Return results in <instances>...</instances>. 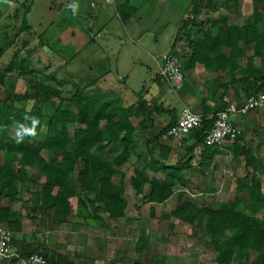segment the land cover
Segmentation results:
<instances>
[{"label": "trees", "instance_id": "16d2710c", "mask_svg": "<svg viewBox=\"0 0 264 264\" xmlns=\"http://www.w3.org/2000/svg\"><path fill=\"white\" fill-rule=\"evenodd\" d=\"M210 1L205 0L206 3ZM240 1L242 0H223L222 6L228 11H234ZM252 2L255 5L254 20L248 26L227 25L225 15L213 21L206 19L209 28L204 30L199 27L196 31L199 35L189 39L190 52L186 55L187 58L185 57L184 67L201 62L207 67L212 64L219 69L224 68L222 49L226 46L231 48L226 63L230 68L236 67V58L243 54V50L235 45V41L240 38L245 39L246 42H253L254 54H261L263 58L264 31L260 32L257 29V15L264 14V0H252ZM127 9L132 11V8H122L121 5L117 8L122 21H125L130 14V11L127 13ZM197 14L194 11L192 18L186 17L181 20L175 42L181 31L189 26L191 27L188 31L191 33V28L197 21ZM22 24L21 29L28 28L24 17ZM214 25L217 26L215 35L210 30ZM200 29L203 30L199 31ZM248 31L252 32L249 38L246 35ZM6 48L0 45V57ZM173 53L178 54L175 50ZM246 73L247 75L242 78L244 82L241 83L247 96L260 90L264 91V73L253 65L251 59H248ZM4 77L5 71L0 69V85L3 84ZM25 96L35 102L40 99L46 102L56 98L59 103L66 102L70 107H57L51 113L43 139H33L25 134L23 141L17 144L15 140L16 132L20 130L19 126L21 124L26 128L31 126V121L26 120V116L38 118L40 123L36 132L41 130L43 119L41 106L32 103L26 108L24 105L12 103L6 97L0 98V158L2 159L0 161V226L9 229L12 234L21 230L23 216L12 207L14 200H20L16 196V181L23 178V173L27 174V171L33 168L44 177L39 188L41 202L35 207V209L38 207L39 213L44 214L47 209L52 208V214L57 221L64 222L71 213L69 199L76 195L81 196L84 192L93 215L102 210L108 217L124 216L126 207V200L123 197L124 174L118 170V167L129 160L132 152L135 127L131 117L141 118L140 125L144 128L153 122L150 118L151 110L146 108L145 100L139 99L136 105L122 106L112 99L100 100L87 96L80 88H76L69 96H64L59 88L41 82H35L32 93H25ZM221 101L222 107L215 110L204 105L200 126L181 139L183 142L189 140L192 144L185 148L182 156L174 163L165 162L158 155H154L151 146L161 138H168L166 132L177 119L174 120L175 112L167 109L171 114L169 124L147 141L148 158L144 160L141 169L135 170L136 174L132 179L137 193H143L145 185H148L147 202H162L172 195L176 183L184 185L188 182L184 171L191 166L192 153L196 148L203 149V156L198 162L202 165L211 163L212 148L216 146H206L204 137L212 126L215 113L226 107L223 97ZM69 126H72V134L69 133ZM241 138L242 136L238 135L232 140V155L243 156L246 164L254 171L252 174L236 178V193L233 198L221 203L217 208H205L196 205L190 199H183L184 192L180 191L177 193L179 204L170 212L208 238L209 243L213 245L214 260L217 264H230L236 255L241 256L238 264H264V218L257 216V213L264 208V192L259 177L254 173L263 164L256 159L250 148L239 145ZM15 155H18L16 170L12 163ZM146 170L160 176L149 178L145 173ZM116 174H120L118 182L112 180ZM89 192H93L92 197H88ZM5 198L9 202L2 205L1 200ZM84 203V199L78 197V204L84 205ZM145 244L146 240L138 239L137 249L141 250ZM31 245L25 243L22 249L18 247L14 252L19 256H25L38 251L46 258L48 264H55L45 247L40 248L39 245L32 248ZM250 251H254L256 257L248 262ZM15 259L12 257L0 264H13ZM134 264L143 263L138 259Z\"/></svg>", "mask_w": 264, "mask_h": 264}, {"label": "rangeland", "instance_id": "374dc122", "mask_svg": "<svg viewBox=\"0 0 264 264\" xmlns=\"http://www.w3.org/2000/svg\"><path fill=\"white\" fill-rule=\"evenodd\" d=\"M120 1L123 0H114V3ZM156 1L160 6L154 5L155 0H147L124 26L114 13V3L109 4L107 0H32L26 15L29 28L21 29V12L8 11L10 0H0V45L7 47L0 57V69L5 71L4 82L0 85V98L6 97L12 103L24 105L26 108L32 103L41 106L42 128L33 139L44 138L48 118L57 107H70L66 102L59 103L56 98L46 102L42 99L36 102L28 99L25 93H32L35 82L57 87L64 96H69L76 88H80L90 97L100 100L112 99L123 106L132 104L137 99L138 91L143 88V96L155 93L157 83L154 76L158 68L155 59L161 58L162 53L170 50L180 18H192L194 11L198 13L191 33L188 31L181 34L175 45L184 69L189 39L197 37L199 33L196 31L199 27L209 28L206 19H216L222 13H228L222 6L223 0H211L209 3L197 0L195 4L194 0H164L166 3ZM248 1L250 0L246 1L242 13L249 18L246 13H249L254 5L250 6L251 2ZM71 5L78 6L75 13ZM7 12H10L9 15L4 16ZM148 23L150 27L147 26ZM42 43H45L44 46ZM168 92L173 95L174 89L168 87ZM190 108L193 109L192 106ZM244 120L243 123L247 124L248 119ZM69 133L72 134V126H69ZM241 134L244 135L240 129L239 135ZM139 142L142 144L144 140ZM261 145L260 138H253L248 148L263 164L254 173L259 177L264 192V149ZM180 152L183 151H179V154ZM17 157L18 155H15L12 159L15 170ZM198 161V158L191 159V163L195 165L184 171L191 178L189 186L177 184L175 188L188 187L193 196L185 194L182 198L190 199L205 208H217L221 203L232 199L236 193V178L252 174L254 171L246 164L243 156L217 155L215 161L207 165ZM202 171L207 174L205 177L198 175ZM22 177L16 181L15 187L16 196L20 200H14L12 207L23 216L24 220L21 218V222L24 221L31 241L32 216L39 214L38 207H35L41 202L39 188L44 177L36 168L28 170L27 174L23 173ZM114 181H118L116 175ZM194 191L202 193L197 195ZM88 194L93 195V192ZM127 196L130 198L127 215L136 217V223H133L136 233H130V237L136 240L146 237L149 239L145 250L148 257L156 251L166 257L178 256L180 260L175 264H183L185 260L187 263L193 255L207 258L209 256L208 259L214 261L213 245L195 227L178 222L171 223L172 227L168 224L166 215L155 211L156 215L152 213L153 215L149 216L147 209H139L138 204L147 201L146 195ZM78 197L86 200L84 192L81 196L76 195L74 200H78ZM175 198L178 205L177 196L173 199ZM8 202L7 198L1 200L2 205ZM133 203L138 206L136 210ZM46 211H52V208ZM102 212L106 215L105 211ZM86 213H92L90 206ZM257 216L264 218V208ZM116 226L124 225L118 223ZM116 230L115 227L114 231ZM98 247V253L104 257V249L103 254L101 247ZM255 257V252L250 251L248 262ZM240 258L241 256L236 255L230 264H238Z\"/></svg>", "mask_w": 264, "mask_h": 264}, {"label": "crops", "instance_id": "0c3cea01", "mask_svg": "<svg viewBox=\"0 0 264 264\" xmlns=\"http://www.w3.org/2000/svg\"><path fill=\"white\" fill-rule=\"evenodd\" d=\"M159 1L166 3L164 0ZM246 1L247 0L240 1L234 11L226 10L228 11L227 14H221L227 16V25H237L241 27L248 26L253 23V9L255 5L252 0L248 2H251L250 6H252L253 4L254 7L252 6L251 11H248L249 13H246L250 17L248 18L242 13V10H244L245 8ZM107 2L111 4L112 2L114 3V0H107ZM195 2H197V0L193 1V3ZM31 3L32 0H10V8L8 11L11 10L10 12H12V10H14L16 13L21 12V18L23 19L24 17L26 19V15L29 11ZM146 3L147 0H123L118 2L117 4L114 3L113 10L116 17L125 26L130 21V19L135 14H137V11L141 9L142 6H144ZM120 5L122 6V8H132V11H130L129 9H127L128 11L126 10L127 13L130 11V14L125 21H122L118 15L117 8L120 7ZM154 5L157 7L160 6V3L155 0ZM10 12H7L6 14L4 13L3 15L8 16ZM182 19L183 18H180L176 24L173 41L169 47L170 50L162 53V55L165 53H173L174 50L177 51V49H175V45H177L176 43L178 42L180 37H178V40L176 42L175 37L177 35L178 27L180 26ZM216 19L207 20L213 21ZM27 25L29 28L28 23ZM147 26L150 27L149 23L147 24ZM190 27L191 26L185 29L187 31H181V34H185L186 32H188V29H190ZM257 29L260 32L264 31V14L257 15ZM202 30L203 29H200L199 31ZM210 30L212 31V34L215 35L217 33V26L214 25ZM251 34L252 32L248 31L246 35L249 38ZM198 35L199 34H197V36ZM43 44L45 43H42V46H44ZM235 45L239 49L243 50L242 56H238L235 60V65H237L236 67L230 68L226 63V60L229 59L231 53V48L229 46H226L222 49V55L224 57L223 64H225L224 68L219 69L217 67H214L212 64L207 67L201 62H195L194 64L184 67L183 69L182 64V69L185 72V80L183 85L177 90H175L170 83H167L158 76L157 68L154 76V81L157 83L155 93H147L145 94V96H143V93L145 92V89L143 88L138 91L137 99L132 104L125 105L132 106L136 105L139 99L145 100L146 108L151 110L150 118L153 119V122L150 124L151 126L148 124V126L144 128L140 125L141 118L131 117V122L135 127L132 152L129 160L122 166L118 167V170H120V172L124 174L123 197L126 200L124 216L118 218L108 217L107 214L103 215L102 210H99L98 214L96 215H93V213L88 214L86 213V210L89 208V203L84 200V202L86 204L88 203V205H79L78 200H74L75 196H73L69 199L71 213L66 217V221L58 222L57 218L53 216L52 211H47L44 214L39 213L38 215H34L32 217L31 241L29 240V236L27 235L29 232H27V228L24 227V221L21 222V230L13 233L12 249L16 250V248L18 247L22 249L25 243H31L34 247H39L40 245V248L45 247L47 249L55 264H134V261L138 259L143 264H175L177 260H180L178 259V256L173 255L172 257H166L162 254L157 253L156 251H154L150 255V257H148V255L145 253V250L149 244V239L147 237L144 239L146 240L145 246L143 248L141 247V250L137 249L138 240H136L134 237H130V233H132L133 235L136 233V227L133 226V223H136V217H133L130 214L127 215V211L129 210L127 208L130 206V198L127 195L132 194L133 197H140L142 195L147 196L148 194L147 184L144 187L143 193H137L132 184V179L136 174L135 170L141 169L144 160L148 158L149 151L147 147V141L149 139H152V137H154L156 133L161 130V128L169 124V118L171 114L167 112V109H172V112H175V120L179 115L180 109L183 104L192 106V110H194L195 112L203 113L204 105L214 110L216 108L222 107V97L223 99L227 98L236 103H241L246 98V90L244 89V85H242L241 81H243L242 78L247 75L246 65L248 59H251L253 65L256 68L262 70L264 73V57L262 58L261 54H254L253 42H246L245 39L240 38L235 41ZM189 52L190 47L187 55L189 54ZM262 54L264 55V49ZM158 59L160 58L155 59V62ZM248 70L251 71L252 69ZM168 87L174 89L173 95L168 92ZM245 118L248 119L247 124L243 123V120ZM231 119L238 127L239 131L241 129L244 133V135L241 134V136L243 137L241 138L239 145H245L249 147V142L253 138H260V142L262 143L261 147L264 149V108L254 109L243 115H232ZM255 135L256 137H254ZM139 140H144V142L140 144ZM190 144H192L191 141L184 140L183 143L182 140L177 141L170 137H164L158 141L153 142L151 146L153 147L154 155H158L165 162L167 161L169 163H174L176 162L177 158L182 156L185 148ZM232 148L233 146L231 144V141L229 140H225L222 143L216 145V147L212 148V161H215L217 155H232ZM179 151L183 152H180L179 154ZM202 152L203 149H201V147L196 148L192 153V159L194 160L195 158H201L203 156ZM192 165L194 166L195 163H191V166ZM127 167L129 168L127 169ZM204 172L205 171H203L202 173L200 172L198 173V175L205 177L207 174H204ZM145 173L149 178L156 175L160 176L159 174H155L154 172L147 170L145 171ZM119 175L120 174H116V178L118 179V181L120 179ZM184 175L188 179V182L184 184V186H189L191 178L186 173H184ZM114 178L115 175L112 177L113 181ZM177 184L181 185L179 183H176L172 195H170L164 201H146L143 204H138L139 209H147L146 211H148L149 216L153 215L152 213H155V211L166 215V219H168L167 222L170 225L171 223L175 224L176 222L184 224L185 222H181L179 218L170 214V212L177 206L176 198H173L174 196L176 197L177 193L180 191L184 192V195L187 194L193 196V194L189 191V189H187L188 187H180L179 189L175 188ZM194 192L197 195L202 193L201 191ZM88 197H92V195L88 194ZM133 205L134 209L136 210L138 206L134 203ZM154 215H156V213ZM22 220H24V218H22ZM118 223H120L121 225L123 224L124 226H116L118 225ZM187 225L191 226L189 224ZM171 226L173 227V225ZM115 227L117 228L116 231H114ZM98 246L101 247V252L104 249L103 251H105V254L102 252L105 255L104 257L98 253ZM193 256L194 257L190 258L187 263H185V260L183 264L216 263L215 260L211 262V259H208L210 258L209 256L208 258L197 255ZM183 259H185V257Z\"/></svg>", "mask_w": 264, "mask_h": 264}, {"label": "built area", "instance_id": "2783aa9c", "mask_svg": "<svg viewBox=\"0 0 264 264\" xmlns=\"http://www.w3.org/2000/svg\"><path fill=\"white\" fill-rule=\"evenodd\" d=\"M158 76L170 83L177 90L185 80L180 56L176 53H165L157 60ZM226 107L217 111L213 117L211 128L204 137L206 146H216L225 140L232 141L239 134L238 127L231 119L232 115H243L254 109L264 108V91L250 93L241 103L225 98ZM203 116L190 106L183 104L176 121L169 126L166 135L180 141L193 129L200 126ZM16 258L13 264H48L41 252L35 251L25 256H19L12 249V232L0 226V263Z\"/></svg>", "mask_w": 264, "mask_h": 264}, {"label": "clouds", "instance_id": "9594fccd", "mask_svg": "<svg viewBox=\"0 0 264 264\" xmlns=\"http://www.w3.org/2000/svg\"><path fill=\"white\" fill-rule=\"evenodd\" d=\"M70 7H72L73 12L75 13L78 6L71 5ZM25 119L31 121V126L27 128L22 124L19 126L20 130L16 132V140H15L17 144L23 141V137L25 134L31 137H35L37 135L36 129L40 123L39 119L36 117H27V116L25 117Z\"/></svg>", "mask_w": 264, "mask_h": 264}]
</instances>
